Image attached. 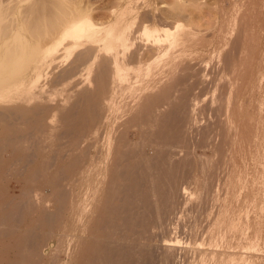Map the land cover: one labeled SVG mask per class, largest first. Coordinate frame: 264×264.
<instances>
[{"label": "bare ground", "instance_id": "6f19581e", "mask_svg": "<svg viewBox=\"0 0 264 264\" xmlns=\"http://www.w3.org/2000/svg\"><path fill=\"white\" fill-rule=\"evenodd\" d=\"M142 2L107 0L96 7L89 0H0V264H173L179 245L157 232L170 228L180 199L212 195L219 160L206 149L215 142L210 129L216 125L222 139L210 150H221V162L230 167L224 182L229 194L247 186L242 167L251 161L252 213L260 206L264 114L256 81L264 56L256 62L247 47L238 57L224 55L221 43L213 48L208 60L217 70L229 67L235 74L227 84L234 95H221L223 126L218 120L200 130L193 88L204 85V75L196 70L209 66L201 56L208 49L204 35L181 23L179 17L189 10L186 2H166L170 16L151 0ZM190 5L200 11V3ZM101 8L109 10L105 19L97 11ZM225 8L214 5L228 20L232 15H225ZM81 70L85 78L78 85L55 87ZM246 84L248 96L242 99ZM195 128L201 133L197 142L189 139ZM185 169L192 181L200 179L193 193L180 188ZM20 177L28 180L14 194L16 186L7 184ZM240 204L239 198L232 208L222 203L209 229L227 235V226L237 225L233 236L239 247L247 238L241 230L260 232L256 214L230 223ZM173 225L177 230L178 221ZM9 235L13 238L5 241ZM52 239L55 251L45 255ZM249 245L260 243L254 239ZM238 255L196 248L189 262L228 264ZM248 255L252 264L264 260L263 254Z\"/></svg>", "mask_w": 264, "mask_h": 264}, {"label": "rangeland", "instance_id": "374dc122", "mask_svg": "<svg viewBox=\"0 0 264 264\" xmlns=\"http://www.w3.org/2000/svg\"><path fill=\"white\" fill-rule=\"evenodd\" d=\"M89 1L94 3V6H96V7L97 6L102 7L103 5H105L107 0H89ZM142 1L139 0V2L143 3ZM182 1L187 3L186 6L188 8L186 7L187 8L186 10H188V9L189 10H188V12H186V14L185 13L181 14V16L179 17L181 23L185 24V25L190 23L191 26H193V28L201 30L202 31V33H200L201 36L204 35L203 36L204 38H202V40L205 39V40H203L204 41L203 44L208 45V49H206L207 52H205L201 56L204 57L205 60H207V62H204V63L207 66L208 65L209 66L205 70H196L197 73L199 72L198 76H201V74L204 75L201 77L204 80V85H202V83H203V81H202L201 84L198 83L193 88V93L195 94V92H196V95L198 98L197 103H198V101L200 102L198 104V106L200 105L199 106L200 110L197 113V122H196V125L199 127H196V128H200V130H201V128H203L205 125H210V124L212 125L215 123V121L217 122L219 120V123H220L221 117H219V116L220 115L222 116V114H224V109L222 111V109H220V108L218 109V107H220V106L223 107L222 104H224V103H222V99L225 98V96H227L226 94L229 93V88L227 85L229 78L231 77L230 80L235 78V74L232 75L233 72L230 70L231 68L226 67L222 72V70H217V68L215 67L216 63L214 66V63H213L214 60H212V61L208 60L213 54L212 50L216 45L221 43L220 46L218 45L219 46L218 48H219V50L223 51L222 53L224 55H227V53L231 54L233 52V53H236L235 55H237L235 57H238L241 55V50H243L244 47H247L246 48L247 50H245L246 54L249 56L251 55L253 58H255L256 62L262 56H264V0H229V1L224 0V1H227L225 3H223L224 1H222V0H218V1L217 0H182ZM221 1H222V3H220ZM166 2H168V4H173V0H165V1L164 0H151L150 4L152 6H156V7L158 6L157 9H158V11H160L162 13V15L170 16V15H172V13L171 14L169 13L170 10H169L168 4ZM193 2H194V4L200 3V6H201L200 11L197 10V9H199V7L195 8V9L194 8L192 9V7H195V6L190 5V7H189V4L190 3L193 4ZM217 2H219V4H221V5L222 4L226 5L224 14L226 11H228L226 13L231 14L232 18H230L228 20H227V18L225 20L222 19V12L218 11L217 9H214V5ZM212 5H213V7H212ZM161 6H165V7H161ZM97 11L100 13V15L101 14L103 15L104 19H105V17L107 18V15H109V10H106L104 8L97 9ZM189 11H192V13L189 14ZM219 28L221 29L220 32L218 31ZM224 30L226 31V34L224 33ZM200 51L198 50L196 53L199 55ZM229 51H231V52H229ZM201 58L197 57L196 62H201L200 61ZM208 61H210V63ZM212 63H213V65H212ZM211 67H213V68H211ZM229 70L231 71V73L229 72ZM53 71H60V70H53ZM232 76H234V77L232 78ZM193 77H194V79L196 78L195 75ZM257 77H258V80L256 81L257 94L259 96V100L261 102V107H262V112L264 114V65H263L262 69L259 70V74L257 75ZM84 78H85L84 71L81 70V71H78L77 73H75V75L71 79L69 78L70 80L67 78L63 79V80H67V81L69 80L67 83H66V81H64V82L60 81L61 83L57 82L55 84V87H60V88L63 87L64 88V85H65L66 87H68L70 89V88L74 87L72 85L76 86V85H78V83H81L84 80ZM71 82H72V84H71ZM247 84H246V86L243 87L245 90L242 88V92H243L242 93V99L245 97V95L248 96ZM215 86H217V87H215ZM66 87L64 89H68ZM60 88H58V89H60ZM245 91H246V94H244ZM229 94L234 95V92L233 93L230 92ZM221 95H222V97L223 96L224 97L222 98ZM218 96H220L221 98ZM213 97H214V100L212 99ZM215 98H216V100H215ZM218 98H220V99L218 100ZM210 100H213V101H210ZM219 101H220V105L218 103ZM223 102H225L224 99H223ZM205 106H206V108H205ZM201 107H203V108H201ZM207 108H210V109H207ZM219 110H221V111H219ZM218 112H220V113H218ZM218 114H219V116H218ZM223 118H224V115L222 116V119ZM110 119L111 118H109L108 120H110ZM110 121H107V122H110ZM216 126H217L216 129L215 128L210 129V133H211L210 137L212 140L214 139L213 141H215V142H213L214 144H211L212 143L211 141H210L211 143L209 142L210 149H213V148H211V147H213L211 145L215 146L216 142L219 145V143L221 142V139H222L221 136L219 135V134H221L220 133L221 130H220V132L218 131L219 125H216ZM221 126H223V125L221 124ZM196 128L194 129L193 133L190 132L191 135H189V139L193 142H195V141L197 142V140L201 138L200 137L201 133L196 131L197 130ZM261 130H262V134H264V118L262 120V129ZM213 133H214V135H212ZM212 136H213V138H212ZM218 139H219V141H218ZM194 149H195V153L197 152L198 154L197 153L196 154L199 155L201 152V150H199L200 148L194 147ZM210 149H208V148L206 149L207 154L212 155L214 160H219V162L215 168V170H216L215 175H217V176H215V179H213V182H212V187H211V189L213 190L212 195L209 197V199L207 198L205 200H201L199 198L191 199V200L180 199V201L178 203L179 205L177 204V206L175 208V213L171 216L172 220H174V221H172V225L170 226L169 229H167L165 231L166 234H165V232H161V231H160V233L158 231L157 234L160 235L162 239L163 238L166 240H168V239L174 240L175 239L176 241L174 240V243L176 242V244L179 245L178 258H176V260L173 262V264H198L197 259H195L192 262H189V260H190L189 257L193 253V249L195 250L196 248H205V247H209L211 249H218V250L220 249L223 251H227L229 254H231L235 251L241 252L242 255H241L240 259H239V255H238L237 256L238 259L236 258L234 260H228V264H252V263H254V261L249 259L250 258L248 255L249 252H254V253H259V254L264 255V201L262 199V198H264V196L260 198L262 201L259 200V202L261 201L262 203H259L257 201L258 205H260V206L254 208L255 213L254 212L252 213V211H253L252 203L253 202L250 200L251 199L250 195H248V193L250 191L249 186H248V185H250V183H248V182H250V180H251L250 172H252L253 164L251 161H247L246 166L242 167V168L246 169L245 172L247 174L246 176L248 179V181L246 182L247 186L243 187V186L238 185V186L234 187V191H235V193L237 191V193L235 194L236 196H231L229 194V192H231V189L227 188V186L224 183V182H226V177H227V174L229 172L230 167L228 164L221 162L220 159L223 156L221 150H216L218 152H214L212 154ZM147 151H149V150H147ZM33 166L34 165H31L30 167H33ZM184 172L183 173L186 177L184 176L185 178L180 182V188L185 189L186 191L188 190L187 192H189V193L190 192L193 193L196 190V188L199 184L198 181L200 182V179L198 180V179L193 178V181H192V178L190 177V175H188L189 172H187V169H185ZM195 173H197V178H199L201 175V171H199L197 169V171H195ZM180 174H181V171L178 173V175H180ZM23 178L24 177H20L19 181L10 180L8 182L9 184H7V185H9L10 187L16 186V188L14 187L15 189L13 188L12 193L19 194V192L21 191V187L23 188L22 185H24L25 184L24 182H27L26 180H28V178H26V177L24 179ZM184 187H187V188H184ZM231 188L233 189V187H231ZM245 197L249 198V199H245ZM235 198H239L241 204H240V207L230 215V217H231L230 223L231 224H233V223L237 224L239 217L253 218L255 214L258 216L259 221H260L259 222L260 223L259 224L260 232L257 235H255V233H252L251 227H248L246 229L241 230L242 235L243 236L246 235L247 238L242 241V245L240 247L237 246V240L238 239L235 236H233V232L237 231V229H238L237 225L234 227L232 225L227 226V228L225 229V230H228L227 235H225V233H223V231H220V232L213 231L212 234L209 233V229L213 223V219H214L215 215L217 214V211L221 207L222 203L223 204L226 203V205L229 208H232V206L235 204ZM241 200H243V201H241ZM52 204H53V201L51 203L50 202L48 203V206L50 209L53 208ZM32 217L31 216L28 218L25 217L24 223L26 222V224H27L28 222H30V219H32ZM175 220L178 221V224H179V227L177 230H175V229L173 230V228H172L174 226L173 223L176 222ZM21 224L22 225L19 226L20 229L24 228V226H25V224H23V222ZM193 229H195V235L192 236L191 231ZM172 230L174 232H172ZM224 232H226V231H224ZM161 234H163V235H161ZM7 237H8V239H7ZM12 238L13 237L9 235V236H6V238L4 240L8 241ZM254 239L258 243H260V245L258 247H250V245H249L250 241L254 240ZM56 242H57L56 239L50 240L48 242V244L46 245V247L43 248V253L45 255H49V253L54 252L55 250H53L52 248L57 246ZM190 245L192 247L194 246L193 249ZM50 249H52V250H50ZM5 250H7V249H5ZM5 250H4V253L6 252ZM187 251L192 252V253H189ZM9 253L12 254L13 252H9ZM244 255H245V257L242 258V256H244ZM62 257H63V255H62ZM230 258L231 257H229V259ZM259 262H260L259 264H264V260H262V259Z\"/></svg>", "mask_w": 264, "mask_h": 264}]
</instances>
